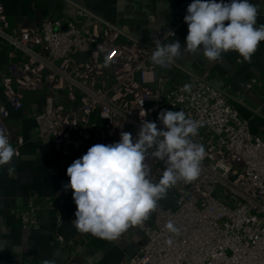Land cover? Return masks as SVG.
Instances as JSON below:
<instances>
[{
  "label": "built area",
  "instance_id": "obj_1",
  "mask_svg": "<svg viewBox=\"0 0 264 264\" xmlns=\"http://www.w3.org/2000/svg\"><path fill=\"white\" fill-rule=\"evenodd\" d=\"M74 11L72 19H49L40 29H30L11 26L0 4V53L8 60L0 128L17 156L24 139L7 123L9 107L21 110L27 92L45 93L46 109L36 116L38 135L52 141L66 161L75 152L86 153L87 143L119 142L122 131L137 138L144 120L166 130L160 111L183 110L199 122L192 139L206 150L200 175L172 186L175 206L158 205L138 225L147 242L122 264H264V135L251 133L226 88L191 73L172 83L178 65L151 59L155 39L164 44L176 39L188 26L186 14L175 12L174 36L153 27L143 43L83 7ZM142 109L146 117H140ZM146 163L157 183L165 163L150 156ZM67 199L73 224L77 206L68 189L42 202L35 197L21 213L24 226L36 227L41 211L59 210ZM169 221L178 233L167 229Z\"/></svg>",
  "mask_w": 264,
  "mask_h": 264
},
{
  "label": "crops",
  "instance_id": "obj_2",
  "mask_svg": "<svg viewBox=\"0 0 264 264\" xmlns=\"http://www.w3.org/2000/svg\"><path fill=\"white\" fill-rule=\"evenodd\" d=\"M249 2L258 7L257 26L264 24V0ZM190 3L192 0H0L11 26L40 29L49 19H72L78 6L143 43L148 42L153 27L164 33L174 29L175 12L187 14ZM187 35L185 26L176 39L166 43L178 40L182 46L181 56L173 60L179 68L173 73L172 83L185 80L191 73L215 87L226 88L231 105L248 122L251 133L264 135V42L250 61L235 51L211 61L202 51H184ZM7 62L5 54L0 53V106L5 103L2 75ZM45 109L44 92H27L21 110L9 107L7 123L24 144L10 165L0 166V264H122L147 242L138 226L130 227L114 241L80 233L70 222L73 205L68 199L59 210L41 211L36 227L24 226L22 211L35 197L42 202L56 193L63 194V186L69 182L67 168L86 154L75 152L66 161L55 153L52 141L39 137L36 116ZM91 146L93 143H87L86 149ZM168 192L171 200L165 198L158 203L163 208L176 204L172 187Z\"/></svg>",
  "mask_w": 264,
  "mask_h": 264
},
{
  "label": "clouds",
  "instance_id": "obj_3",
  "mask_svg": "<svg viewBox=\"0 0 264 264\" xmlns=\"http://www.w3.org/2000/svg\"><path fill=\"white\" fill-rule=\"evenodd\" d=\"M258 14L257 5L249 0H192L184 16L188 25L184 51H202L211 61L235 51L250 61L264 42V24L257 26ZM168 34L175 35L171 30ZM154 43V64L164 65L182 54L178 40L164 44L156 38ZM184 90L190 91L191 85L185 84ZM139 115L148 113L142 109ZM158 120L166 130L144 120L137 138L122 131L119 142L95 144L67 168L69 182L63 187L72 190L77 206L73 225L78 232L114 241L130 227L142 225L178 180L190 183L198 178L206 156L204 145L192 139L199 134V122L186 117L183 110H161ZM17 155L0 128V166L10 165ZM149 156L166 165L157 183L150 178ZM166 227L179 231L171 221Z\"/></svg>",
  "mask_w": 264,
  "mask_h": 264
},
{
  "label": "rangeland",
  "instance_id": "obj_4",
  "mask_svg": "<svg viewBox=\"0 0 264 264\" xmlns=\"http://www.w3.org/2000/svg\"><path fill=\"white\" fill-rule=\"evenodd\" d=\"M106 70H109V68H108V66L106 67ZM172 195L169 193V192H167V197H166V199H168V200H171V197Z\"/></svg>",
  "mask_w": 264,
  "mask_h": 264
}]
</instances>
